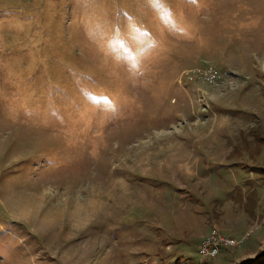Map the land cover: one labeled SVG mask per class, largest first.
<instances>
[{"label":"rangeland","instance_id":"obj_1","mask_svg":"<svg viewBox=\"0 0 264 264\" xmlns=\"http://www.w3.org/2000/svg\"><path fill=\"white\" fill-rule=\"evenodd\" d=\"M259 133L264 0H0V264L260 257Z\"/></svg>","mask_w":264,"mask_h":264},{"label":"built area","instance_id":"obj_2","mask_svg":"<svg viewBox=\"0 0 264 264\" xmlns=\"http://www.w3.org/2000/svg\"><path fill=\"white\" fill-rule=\"evenodd\" d=\"M231 241H233L231 243ZM235 240H229L219 231L213 227L208 236L202 239L198 246V253L201 257H215L220 253L221 246H236ZM238 245V244H237Z\"/></svg>","mask_w":264,"mask_h":264},{"label":"trees","instance_id":"obj_3","mask_svg":"<svg viewBox=\"0 0 264 264\" xmlns=\"http://www.w3.org/2000/svg\"><path fill=\"white\" fill-rule=\"evenodd\" d=\"M254 138H255L256 143L258 142L259 146H261V147L264 146V134L263 133H259V134L255 135ZM236 150H237V147L233 148L230 151V155H232ZM243 164H246L247 166L251 167L253 170L258 171L259 173L264 172V166H262L258 163H254V160L253 161H244ZM252 195L254 197H256L255 192H253V193L250 192V195H249L250 197L248 196V198H246V202H249V199L252 197ZM148 260H149L148 264H151L153 262L150 258H148ZM179 263H180V261L177 262V264H179ZM240 264H264V252L262 253V255L260 257H257L253 260H250V261H245V262L240 263Z\"/></svg>","mask_w":264,"mask_h":264},{"label":"bare ground","instance_id":"obj_4","mask_svg":"<svg viewBox=\"0 0 264 264\" xmlns=\"http://www.w3.org/2000/svg\"><path fill=\"white\" fill-rule=\"evenodd\" d=\"M98 207H99V206H98V204H97L96 202L90 204L89 207H88V209L86 210V211H87L86 215L83 216L82 218H84V217L86 218V216L89 215V214H91V212H95V211L97 212V211H98ZM81 212H82L81 209L79 210V209L77 208V209L75 210V214H77V215H79ZM84 212H85V210L83 211V213H84ZM80 215H81V214H80Z\"/></svg>","mask_w":264,"mask_h":264},{"label":"snow or ice","instance_id":"obj_5","mask_svg":"<svg viewBox=\"0 0 264 264\" xmlns=\"http://www.w3.org/2000/svg\"><path fill=\"white\" fill-rule=\"evenodd\" d=\"M159 3V0H157V4ZM165 14H167V13H165Z\"/></svg>","mask_w":264,"mask_h":264}]
</instances>
